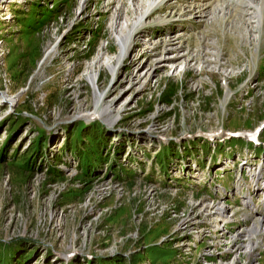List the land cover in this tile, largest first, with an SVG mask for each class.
Returning a JSON list of instances; mask_svg holds the SVG:
<instances>
[{
    "label": "rangeland",
    "instance_id": "1",
    "mask_svg": "<svg viewBox=\"0 0 264 264\" xmlns=\"http://www.w3.org/2000/svg\"><path fill=\"white\" fill-rule=\"evenodd\" d=\"M225 1H165L119 61L148 0H0V264H264V20L192 11Z\"/></svg>",
    "mask_w": 264,
    "mask_h": 264
},
{
    "label": "bare ground",
    "instance_id": "2",
    "mask_svg": "<svg viewBox=\"0 0 264 264\" xmlns=\"http://www.w3.org/2000/svg\"><path fill=\"white\" fill-rule=\"evenodd\" d=\"M162 1L163 0H148L149 5L147 6L146 11L144 12L143 15L141 14V15L136 16L135 21L133 22L132 31H131V33L129 35H123L120 32V30L119 31H116V34H117V36L119 38L120 46H121V55L118 58L119 61H121L124 58L125 54L129 52V49L131 47V44L129 43V40L135 38L139 34L138 33L139 32L138 29L143 27L144 24H142V21H144V18H146V15L150 11L152 12V11H154V10L159 9L160 7H162V5L164 4V2L167 1V0H164L163 2ZM238 1H239V3H245L244 6L237 5V4L230 5V4H227L228 1H225L224 2L225 4H219V5H217V7L215 9H211L210 6L207 5V4L195 5V6L192 7V8H194L192 11L199 10L200 12H205L207 10L206 12H209V11H216L217 12L218 9H219V10L224 11V12H230L233 8H240V9L247 8V11H249L251 9V10H255L258 13H260V22L263 23V20H264V0H238ZM157 4H159V5H157ZM155 5H157V6L154 7ZM242 10L246 11L245 9H242ZM151 12L148 14V16L151 14ZM156 23H158V22L155 21V22H153L151 24H156ZM149 24L150 23H147L145 26H148ZM145 26L143 28H145ZM175 39H177V37H175V36H170L169 37L168 41L169 40L170 41H169L166 49L174 50V44H175L174 43V40ZM134 42L135 41H133V43ZM133 46H134V44H133ZM166 51H167L166 54L169 55V56L166 55L159 62V64H161V66H163L165 63H175L179 59V57H180V55L178 56L176 54L170 55V52L168 50H166ZM96 77H97L96 74H90L88 78L94 84V82L96 80ZM97 97L99 98L100 97V94H98ZM11 101H12V99L8 100V102H11ZM261 231H262V228L257 223H253L248 229H245L242 232L243 233H248L249 236H252L253 237V236H257Z\"/></svg>",
    "mask_w": 264,
    "mask_h": 264
},
{
    "label": "built area",
    "instance_id": "3",
    "mask_svg": "<svg viewBox=\"0 0 264 264\" xmlns=\"http://www.w3.org/2000/svg\"><path fill=\"white\" fill-rule=\"evenodd\" d=\"M151 48H153V45H152ZM196 218H197L196 216L195 217H190V218H188V220L186 219L184 221V223L186 224L185 229L188 228V230H189L188 236L190 235V236H194L195 237L196 234L200 233V234H202L203 237H205V236H210L211 237V234H213V233L215 234V232H218V231L220 232L222 230L221 228H217V229L213 228L212 225L210 223H207V222L201 224V222L192 221V220H194ZM225 224H226V222H225ZM209 227H212V228L210 229ZM206 232H207V234H205ZM221 236H222V238H223V236H224V238H226L225 234L221 235ZM213 238L217 239V237H213ZM231 240H230V242H231ZM186 245H189V244L187 243ZM211 254L212 253L205 254V255L209 256Z\"/></svg>",
    "mask_w": 264,
    "mask_h": 264
}]
</instances>
